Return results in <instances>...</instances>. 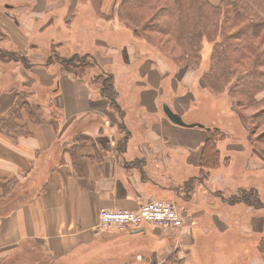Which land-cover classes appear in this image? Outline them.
I'll list each match as a JSON object with an SVG mask.
<instances>
[{"label": "crops", "instance_id": "1", "mask_svg": "<svg viewBox=\"0 0 264 264\" xmlns=\"http://www.w3.org/2000/svg\"><path fill=\"white\" fill-rule=\"evenodd\" d=\"M116 1L102 0L99 10L94 3L89 7L93 19L88 29L96 37L95 48L82 43L86 33L82 17L72 23L76 11H80L76 1H13L16 3L10 7H23L17 12L22 19L17 20L6 17L10 13L0 7V37L5 41L0 50L28 53L27 48L32 49L30 57L34 62L29 68L16 59L0 63V118L7 117L20 94L29 95L28 101L43 110L41 122L31 120L22 109L7 125L0 124V264H5L24 245H38L45 259L38 260L35 255L31 258L30 250L19 264H56L72 256L76 264H166L165 249L157 239L160 234L153 231L154 241L150 243L149 228L141 227L147 223L126 231H104L100 226L99 213L103 209L136 211L153 200L180 207L183 227L173 245L179 249V258H186L184 253L192 255L195 233H246L243 217L242 222H234L233 217L223 212L221 215L220 209L217 215L205 214L195 194L196 188L203 195L214 194L209 180L215 187V174L220 172V168L212 171L205 180L199 174L198 160L207 129L227 130L210 121L197 131L196 127L178 125L167 117L165 108L169 107L186 124L196 121L186 115L187 106L194 100L188 103L177 92L182 86L179 77H188L192 69L176 66L168 59L171 65L159 54L156 58L148 54L140 57L138 53L161 52L153 47L147 49L146 45L144 50L140 46L138 49L136 42L145 44V39L136 37L115 16ZM207 1L218 5L222 0ZM64 30L67 36L62 35ZM48 31L55 32L50 41H58L51 47L63 48L61 41L66 43L69 38L74 44L69 52L94 53L90 55L100 70L102 65L114 63L112 60L117 57L112 55L119 56L114 66L128 74L124 84L115 81L111 70H103L114 77L117 111L102 95L100 86L91 83V78H76L63 72L57 60L49 64L41 61L45 57L42 53H53L41 52L36 46L37 38ZM120 36L127 37L128 42L120 43ZM54 62L58 64H51ZM201 77L200 74L196 84L203 95H212ZM230 110L245 135L242 140L226 143L230 138L226 132L227 138L218 143L221 157V142H225L226 151H241L248 137L238 111ZM52 117L57 126L51 122ZM183 117L189 120L184 121ZM220 180L223 182L224 178ZM214 196L221 204L239 201L229 203L225 196ZM263 224L258 213L249 226L260 230ZM155 229L158 228L152 230ZM168 248L172 250L171 246ZM261 256L259 252L254 264H264ZM206 262L224 264L213 255ZM187 264L199 261L191 257Z\"/></svg>", "mask_w": 264, "mask_h": 264}, {"label": "trees", "instance_id": "2", "mask_svg": "<svg viewBox=\"0 0 264 264\" xmlns=\"http://www.w3.org/2000/svg\"><path fill=\"white\" fill-rule=\"evenodd\" d=\"M101 2L94 0L97 10ZM114 14L136 37L145 39L179 67L198 70L204 41H208L212 47L208 68L201 73L203 86L213 96L226 94L232 110L238 111L247 136H256L250 140L256 145L264 143V130L261 131L264 127V96L260 97L264 93V0H222L218 5H212L207 0H119ZM52 52L61 70L76 78L98 67L93 57L74 55L60 58L56 51ZM0 56L15 59L14 53L3 50H0ZM88 58L91 60L88 61ZM50 62L47 60L46 63ZM91 83L100 86L102 95L117 111L118 93L113 75L100 74L91 78ZM28 97L18 95L7 117L0 118L2 126L7 125L11 117L19 115L22 109L26 110L31 120L43 121L42 108L29 102ZM51 122L57 126L55 117ZM226 138L227 133L222 129L208 127L207 139L198 160L202 179H208L212 171L230 164V159H222L218 149V143ZM259 152L264 156V149H259ZM246 198L258 205L259 200L256 198V201L250 193L239 197L242 201ZM234 201L237 200H228L229 203ZM146 226L148 224L141 227ZM38 248V245H24L5 264H19L30 250L31 258L35 255L38 260H44ZM258 249L264 256V240L259 243Z\"/></svg>", "mask_w": 264, "mask_h": 264}, {"label": "rangeland", "instance_id": "3", "mask_svg": "<svg viewBox=\"0 0 264 264\" xmlns=\"http://www.w3.org/2000/svg\"><path fill=\"white\" fill-rule=\"evenodd\" d=\"M18 0H0V7L3 8V11L6 13L5 16L8 18H12L14 20L22 19L17 12L21 10L20 8L15 5L13 6ZM69 2H77L79 6V10L76 11L75 16L72 19V23L74 24L75 19L82 17L81 23L85 25L86 33L84 35V39L82 43L84 45H91L92 48H95L96 43V37H93L91 35V31L89 32L91 23L90 19H93V15H89V7L93 4L94 0H68ZM119 0L116 1V5ZM10 5V6H9ZM9 6V7H8ZM80 12V13H79ZM16 14V15H13ZM103 17V15H102ZM89 20V21H88ZM57 21V20H56ZM55 21V22H56ZM77 22V20H76ZM75 22V23H76ZM64 27V26H63ZM89 27V29H88ZM122 29H125L127 31V35H131V32L125 28L124 26H121ZM126 34V32H125ZM63 36H67L66 30L62 32ZM0 44H4V40L2 37H0ZM51 38H55V32L48 31L42 34L41 37H38L36 40V46L38 45L37 49L41 52L45 51H58V53H55L60 58H70L75 53L69 52V49H71L74 44L71 39H68V42L63 44V48H55L51 47V44L58 43V41H50ZM129 38V37H128ZM127 37L120 36V43L126 44ZM129 42L131 43V39L129 38ZM142 43V42H141ZM145 44H140L136 42V45L144 48V45L148 47L147 49H151V45L145 40L143 42ZM127 46V45H126ZM212 45L208 41H204L203 44V50H202V60H201V66L199 68V71L190 70L191 74H189L188 77H185L184 75H181L179 77V82L182 84V86H179L177 89V92L181 96L183 100H187L188 103L192 101V103L187 106V113L188 117L195 118L196 121H193L192 123H185L188 126H191L190 128H195L198 130H201L204 128L205 124H208L210 121H214L218 124L221 128H225L224 130H227L226 132L230 134V138L226 141V143L233 142L234 140H242L241 137L244 133L240 129V127L236 123V118L234 117L231 109V103L227 97L226 94H223L222 96H213V95H203V90L200 89V87L196 84L199 80L200 74L207 70L209 61H210V52H211ZM155 49V48H154ZM28 53H14V58L16 60H19L21 63L20 65L24 66L25 68L32 67L33 60L30 57L32 53H30V50L28 49ZM45 55L43 56L41 61L47 62V60L50 61H56V57L53 55V53H42ZM94 53L85 54V52H80L78 56H91ZM105 54V53H101ZM113 54V53H108ZM118 54V53H117ZM146 54H148V57H157L156 55H160L159 58H162L165 56L163 53H138L140 57H145ZM53 55V56H52ZM117 57L115 60H112L114 63H109L106 65H102L103 70H107L114 74L115 81L118 80L119 84H124L126 81V76L128 74H125L122 69L115 67L114 65L117 64L118 55H112V57ZM58 57V58H59ZM92 57V56H91ZM165 60H167L170 63V59L165 56ZM39 59V58H38ZM52 59V60H51ZM95 59V58H94ZM170 61H169V60ZM3 60L12 61L13 59L9 57H3L0 56V63L3 62ZM91 59L88 58V61ZM172 63V61H171ZM170 63V64H171ZM51 64H58L57 62L51 63ZM99 64V63H98ZM174 64V62L172 63ZM171 64V65H172ZM176 65V64H174ZM177 66V65H176ZM102 69L100 68H94L93 70H90L88 72H84L83 75H85L88 78H96L98 77V74H106ZM122 71V72H120ZM100 75V74H99ZM172 75V74H170ZM177 77L175 78V80ZM165 83V82H164ZM194 83V84H193ZM191 84V85H190ZM98 86V84H95ZM184 85H190V87H185ZM164 88V86H162ZM54 94V93H53ZM257 109H254L253 111H256ZM235 114V113H234ZM188 117H183L184 121L189 120ZM263 131L264 127L261 128ZM260 131V132H261ZM259 132V133H260ZM245 135V134H244ZM255 135H251V140L255 139ZM249 137L243 142L244 149L240 150H225L224 143H220L219 147L222 151V158L229 157L232 161L231 165L229 164L227 167L221 166L220 172L215 176L218 177V182L214 186L212 183V180H209L211 193L217 194V197H223L225 196L228 200L233 198L235 200H239L237 203L233 205L228 204H221V201L214 196V194L209 195L208 192L206 194H202L200 190L196 188V193L198 196L197 199L200 198L201 203V209L202 212H205V214L208 215H217V209H220L221 215L223 212V215H229L230 218H234V222H242V218L244 219V225L248 228L245 229L246 233L238 232L235 234H232L231 232L227 233H219L211 232L208 233L205 236L200 235L199 233H195L193 236V253L191 256H189L188 253L186 254V258H179L180 253L178 254L179 249L174 247V243L177 241L178 233L182 229L181 228H164V229H155L152 230V226H146L150 230V237L149 242L152 243L154 241V233L160 234L157 239H159V245L163 244V247L165 249L166 253L164 255L165 263L166 264H187L191 262L192 259H198L199 264H208L206 262L210 256L213 255L214 259L217 262L224 261V264H254L256 263V259L258 257V249L257 245L261 243L262 240H264V224L263 227L260 230H253L251 228V225L249 226L251 219L253 215H259L262 218V222L264 219V156H262L259 152V149H264V143H258L257 145L250 140ZM255 145V146H254ZM215 172V171H214ZM213 175V173H212ZM214 176V177H215ZM220 176V177H219ZM223 177L224 181L221 182L220 178ZM208 185V184H207ZM217 187V188H216ZM249 193L255 197V200L257 199L258 205H256L254 202H252L250 199L246 198L244 201L239 199V197H242V194H248ZM257 198V199H256ZM211 203V204H210ZM214 205V206H213ZM213 206V207H212ZM178 207V210L181 212L180 207ZM212 208V210H211ZM230 223V222H229ZM215 235V236H214ZM186 241H188V237L185 238ZM218 243H221L222 245L219 246ZM168 246L172 247V250L168 248ZM182 252V251H181ZM262 260L264 261V256H261ZM162 259V258H160ZM90 260H92L90 258ZM151 261V257L149 258ZM159 260V259H158ZM63 261V260H62ZM160 262V261H159ZM56 264H76V258L74 256L67 258L62 263L61 261Z\"/></svg>", "mask_w": 264, "mask_h": 264}, {"label": "built area", "instance_id": "4", "mask_svg": "<svg viewBox=\"0 0 264 264\" xmlns=\"http://www.w3.org/2000/svg\"><path fill=\"white\" fill-rule=\"evenodd\" d=\"M99 220L104 231H126L142 223L162 228H180L183 225L179 210L172 203L165 200L147 202L136 211L103 209L99 213Z\"/></svg>", "mask_w": 264, "mask_h": 264}, {"label": "water", "instance_id": "5", "mask_svg": "<svg viewBox=\"0 0 264 264\" xmlns=\"http://www.w3.org/2000/svg\"><path fill=\"white\" fill-rule=\"evenodd\" d=\"M8 7H9V6H8ZM165 113H166L167 117H168L172 122H174V123H176V124H178V125L188 126V125H186V124L182 121L181 117H180L178 114L174 113L169 107H166V108H165ZM189 127H191V126H189Z\"/></svg>", "mask_w": 264, "mask_h": 264}]
</instances>
